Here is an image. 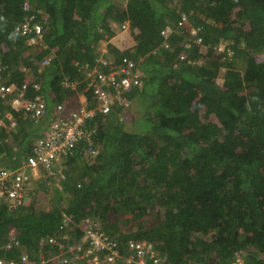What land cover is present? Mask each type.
<instances>
[{
  "label": "trees",
  "instance_id": "obj_1",
  "mask_svg": "<svg viewBox=\"0 0 264 264\" xmlns=\"http://www.w3.org/2000/svg\"><path fill=\"white\" fill-rule=\"evenodd\" d=\"M25 1L0 0L3 75L7 84L39 81L49 110L64 96L85 92L79 62L93 64L100 41L125 19L130 27L119 37L124 49L109 42L110 54L130 55L145 72L142 84L128 92L123 120L114 110L96 117L103 151L88 157L80 142L69 157L73 167L63 187L71 202L65 211L77 236L82 219L94 216L110 233L149 239L171 264H230L237 250L251 264H264V61L248 52H264V0H30L44 28L37 43L16 29L28 13ZM181 11L201 24L207 52L184 49L185 35L196 44L189 29L163 45L162 29L176 27ZM208 17L221 25L206 28ZM223 41L231 54L214 48ZM65 79L78 81V88L65 86ZM86 93L94 105L92 92ZM4 100L0 96V109L12 110L16 126L0 131V168H14L26 160L41 121ZM33 207L31 199L16 208L0 203V256L12 254L6 245L13 237L22 242L13 253L25 250L35 264H41V250L57 249L40 247L39 239L55 231L62 208ZM124 214L142 223L127 232L116 229ZM147 215H153L151 224Z\"/></svg>",
  "mask_w": 264,
  "mask_h": 264
},
{
  "label": "built area",
  "instance_id": "obj_2",
  "mask_svg": "<svg viewBox=\"0 0 264 264\" xmlns=\"http://www.w3.org/2000/svg\"><path fill=\"white\" fill-rule=\"evenodd\" d=\"M24 8L28 13L16 28L21 34L28 35L32 43H37L43 38V24L37 19L30 1L24 2ZM129 27L130 20L125 19L120 26L115 27L114 35L129 30ZM200 28V24L190 22L188 12L181 11L176 27L167 26L162 29L163 45H170L174 32L180 33L186 29L195 37L196 43L205 44L204 37L199 33ZM107 39L109 38L100 41L101 54L94 59L93 64L84 59L79 62L86 83L83 92L85 98L75 106H69L65 100L57 101L52 110H49L39 81L25 80L21 85L6 83L3 75L5 66L0 54V96L4 97L5 105L23 111L34 122L48 119L46 128L35 138L24 163L14 168H0V203H7L10 208L21 206L31 194H36V189L46 180L54 183L58 191L66 193L63 180L71 170L69 157L78 144L85 142V153L88 157H96L104 149L96 140L98 114L106 117L114 110L120 119L125 118L131 103L128 92L142 84L145 72L130 55L124 54L120 59L111 55ZM225 44L227 41L214 45L223 56L230 52V47L227 48ZM157 51L158 47L150 50L149 54H156ZM52 57V54L46 56L43 65L50 63ZM157 58L160 59V55ZM64 85L77 89L78 81L65 79ZM89 90L95 98L94 105L86 93ZM15 126L12 110L0 109V131ZM78 181L80 184L81 179ZM70 202L71 197L67 195L64 204L60 206L63 211L62 221L55 231L39 239L40 247H57L49 252L41 250V264L48 261L53 264H171L167 260V254L157 250L149 239L133 236L125 238L110 233L103 221L94 216L82 219L77 225L81 234L77 236L76 224L65 211ZM14 230L15 228L10 230L11 234ZM14 246H22L18 237H13V242L6 245L7 252L12 254L0 256V264H35L27 251L13 253L11 249ZM230 264L251 263L244 252L237 250Z\"/></svg>",
  "mask_w": 264,
  "mask_h": 264
},
{
  "label": "rangeland",
  "instance_id": "obj_3",
  "mask_svg": "<svg viewBox=\"0 0 264 264\" xmlns=\"http://www.w3.org/2000/svg\"><path fill=\"white\" fill-rule=\"evenodd\" d=\"M174 2H177V0H173ZM179 9V6H177ZM199 16H201V14H198ZM202 24H204V26L206 28H211L212 26H215L217 24L221 25V22H218L216 18H212V17H208L206 18V20L204 22H202ZM201 25V24H200ZM186 33V32H185ZM184 32H180L179 36H184L185 34ZM184 47V49H189V48H196L198 49L200 52H207L208 50V43H202V44H193V40H189L186 38V35L184 36V40L181 42ZM225 46L228 48V43L225 44ZM121 50L124 49L123 46H118ZM226 48V49H227ZM185 50V52H186ZM228 50V49H227ZM226 50V51H227ZM249 54H253L255 55V57L257 58L258 61L263 62L264 61V52L263 51H259V50H251L248 51ZM72 54L77 56L81 55V50L77 49V48H73ZM231 54V51L228 52L226 55ZM224 73H225V67L221 68L220 71V75L218 77V82L222 83L224 80ZM6 80V79H5ZM81 92V91H80ZM64 100L67 102V104L69 106H73L75 105L77 102V98L74 95H67L63 97ZM132 115L134 117H136L138 115L137 109L135 110L133 108V112ZM210 119L213 120H218L217 116L215 114H211ZM45 121H41L39 124H44ZM136 127L138 128V123L136 124ZM73 166H71L72 169ZM78 179H80V177H78ZM36 194L35 195H30L29 199L32 200L34 207L33 209L35 210V212H42V211H46L49 210L52 206L54 205H63L65 202V195L63 192H60L57 190V187L54 183L52 182H48L47 180L42 182L40 184V187L38 189H36ZM28 199V200H29ZM112 215V219H114V213L111 214ZM153 218V215H147L146 219L148 221H146L147 224H151V219ZM112 221V220H111ZM114 221V220H113ZM117 223V228L116 229H121L122 231H131L136 229L137 227H139V225L142 223L141 219L140 220H136L133 218L132 214L130 215H122L121 217H119L116 220Z\"/></svg>",
  "mask_w": 264,
  "mask_h": 264
},
{
  "label": "crops",
  "instance_id": "obj_4",
  "mask_svg": "<svg viewBox=\"0 0 264 264\" xmlns=\"http://www.w3.org/2000/svg\"><path fill=\"white\" fill-rule=\"evenodd\" d=\"M128 31H121V32H119L118 33V35L116 34V35H114V36H112L111 38H109V39H107L109 42H114V43H116L117 44V46H123V44L119 41V37H123L126 33H127ZM173 35V34H172ZM172 37V36H171ZM106 40V41H107ZM76 98H77V100H76V102L77 101H80L81 99H84L85 98V95L83 94V92H77V93H75V95H74ZM76 105V104H75ZM75 105H73V106H75ZM40 123V122H39ZM47 123H48V119H46L45 120V123L44 124H39V126H40V132L39 133H41L45 128H46V125H47Z\"/></svg>",
  "mask_w": 264,
  "mask_h": 264
},
{
  "label": "clouds",
  "instance_id": "obj_5",
  "mask_svg": "<svg viewBox=\"0 0 264 264\" xmlns=\"http://www.w3.org/2000/svg\"><path fill=\"white\" fill-rule=\"evenodd\" d=\"M28 1H30V0H28ZM34 8V7H33ZM28 11V10H27ZM25 19V18H24ZM23 19V20H24ZM21 22V21H20ZM123 23V22H122ZM122 23H119V24H115L113 27H114V29H115V27H117V26H120ZM17 27V26H16ZM17 29V28H16ZM44 29V28H43ZM18 31V30H17ZM128 31V30H127ZM19 32V31H18ZM185 32V31H184ZM174 33H176L177 35H179L180 33H177V32H174ZM173 33V34H174ZM183 33V32H182ZM24 35V34H23ZM28 36V35H27ZM29 41H30V37H29ZM31 42V41H30ZM32 43V42H31Z\"/></svg>",
  "mask_w": 264,
  "mask_h": 264
}]
</instances>
